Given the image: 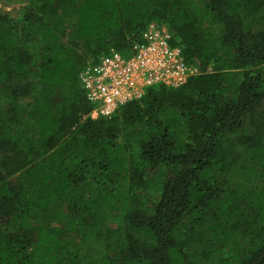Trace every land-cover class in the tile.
<instances>
[{"label": "trees", "instance_id": "obj_1", "mask_svg": "<svg viewBox=\"0 0 264 264\" xmlns=\"http://www.w3.org/2000/svg\"><path fill=\"white\" fill-rule=\"evenodd\" d=\"M1 1L0 264H264V0ZM152 21L200 73L85 117Z\"/></svg>", "mask_w": 264, "mask_h": 264}, {"label": "built area", "instance_id": "obj_2", "mask_svg": "<svg viewBox=\"0 0 264 264\" xmlns=\"http://www.w3.org/2000/svg\"><path fill=\"white\" fill-rule=\"evenodd\" d=\"M199 73L186 62L181 46L172 44L167 27L152 21L129 54L112 48L83 69L80 81L92 105L85 117L112 116L151 86L178 87Z\"/></svg>", "mask_w": 264, "mask_h": 264}, {"label": "rangeland", "instance_id": "obj_3", "mask_svg": "<svg viewBox=\"0 0 264 264\" xmlns=\"http://www.w3.org/2000/svg\"><path fill=\"white\" fill-rule=\"evenodd\" d=\"M0 12H8L13 17H18L19 18V17H21L23 10H22V6L21 5H8V4H5L4 2H2L0 0ZM68 38H69V36L67 35L65 39L69 41L70 38L69 39ZM93 62H95L94 58H92V57L89 58L87 64L85 65V67L88 66L89 64L93 63ZM158 176H159V174L152 175L150 177V179L155 182L158 179Z\"/></svg>", "mask_w": 264, "mask_h": 264}]
</instances>
